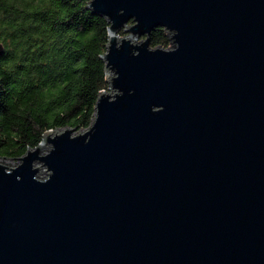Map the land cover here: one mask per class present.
<instances>
[{"label":"water","instance_id":"95a60500","mask_svg":"<svg viewBox=\"0 0 264 264\" xmlns=\"http://www.w3.org/2000/svg\"><path fill=\"white\" fill-rule=\"evenodd\" d=\"M87 7L108 87L0 162V264H264V0Z\"/></svg>","mask_w":264,"mask_h":264},{"label":"trees","instance_id":"16d2710c","mask_svg":"<svg viewBox=\"0 0 264 264\" xmlns=\"http://www.w3.org/2000/svg\"><path fill=\"white\" fill-rule=\"evenodd\" d=\"M107 27L87 0H0V158L20 157L49 129L88 127L108 87ZM169 44L164 28L150 32V46Z\"/></svg>","mask_w":264,"mask_h":264},{"label":"rangeland","instance_id":"374dc122","mask_svg":"<svg viewBox=\"0 0 264 264\" xmlns=\"http://www.w3.org/2000/svg\"><path fill=\"white\" fill-rule=\"evenodd\" d=\"M171 44H169L170 46ZM80 131V129L76 130L74 133ZM46 149H47V145L45 144L43 147H42V152H46ZM0 162H3L5 164H8V165H13L17 162V160L15 159H5V158H0ZM45 168L42 167V171L44 170ZM45 174L42 173L41 177H44Z\"/></svg>","mask_w":264,"mask_h":264}]
</instances>
